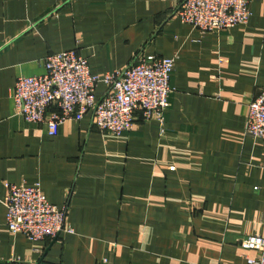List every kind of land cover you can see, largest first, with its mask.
I'll use <instances>...</instances> for the list:
<instances>
[{
    "label": "crops",
    "instance_id": "crops-1",
    "mask_svg": "<svg viewBox=\"0 0 264 264\" xmlns=\"http://www.w3.org/2000/svg\"><path fill=\"white\" fill-rule=\"evenodd\" d=\"M184 0H0V264H248L242 239L264 237V141L246 134L264 90V0L247 25L203 33ZM76 50L93 75L138 57L177 58L164 124L137 112L113 136L93 113L58 136L26 123L13 101L20 76H43L51 54ZM100 84L96 96L107 93ZM7 184L40 185L67 210L57 239L6 225Z\"/></svg>",
    "mask_w": 264,
    "mask_h": 264
},
{
    "label": "built area",
    "instance_id": "built-area-1",
    "mask_svg": "<svg viewBox=\"0 0 264 264\" xmlns=\"http://www.w3.org/2000/svg\"><path fill=\"white\" fill-rule=\"evenodd\" d=\"M253 0H184L177 10L181 21L203 33H214L247 25L252 17ZM177 58L138 57L126 69L104 76L93 75L89 61L76 50L49 55L43 76H20L13 92L15 110L26 123L44 125L50 136L70 120L80 121L93 113L92 125L102 133L121 136L134 127L137 112L145 121L164 124L174 92L171 79ZM105 84L107 93L96 96ZM246 134L264 141V90L249 105ZM6 225L13 235L31 241L57 239L73 234L67 210L51 204L40 185H6ZM241 244L257 253L246 257L248 264H264V237L253 235Z\"/></svg>",
    "mask_w": 264,
    "mask_h": 264
}]
</instances>
